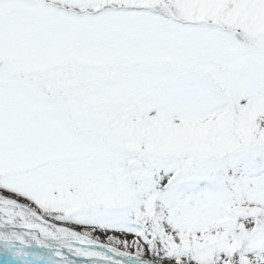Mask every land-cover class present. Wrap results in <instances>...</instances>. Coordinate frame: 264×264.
<instances>
[{
  "label": "snow or ice",
  "instance_id": "6c2138e0",
  "mask_svg": "<svg viewBox=\"0 0 264 264\" xmlns=\"http://www.w3.org/2000/svg\"><path fill=\"white\" fill-rule=\"evenodd\" d=\"M0 264H264V0H0Z\"/></svg>",
  "mask_w": 264,
  "mask_h": 264
}]
</instances>
